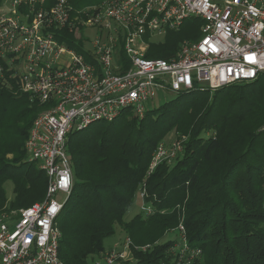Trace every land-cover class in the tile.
I'll return each instance as SVG.
<instances>
[{"label": "trees", "instance_id": "obj_1", "mask_svg": "<svg viewBox=\"0 0 264 264\" xmlns=\"http://www.w3.org/2000/svg\"><path fill=\"white\" fill-rule=\"evenodd\" d=\"M87 1H69L71 18ZM53 2L46 0V6ZM190 25L198 27L199 21ZM68 29L59 31L61 38L88 56L84 41ZM183 38L181 28L169 32L145 56L168 59ZM43 108L27 94L0 89V211L45 196L46 176L24 151ZM143 114L68 134L73 186L57 218L63 264H89L104 252L103 239L121 226L131 239L133 264H176L168 251L175 239L163 237L180 222L188 244L200 250L189 264H264V73L213 91L176 92ZM169 132L184 136L181 155L147 175L152 153ZM9 179L12 198L6 206L3 186ZM142 187L156 212L124 220Z\"/></svg>", "mask_w": 264, "mask_h": 264}, {"label": "built area", "instance_id": "obj_2", "mask_svg": "<svg viewBox=\"0 0 264 264\" xmlns=\"http://www.w3.org/2000/svg\"><path fill=\"white\" fill-rule=\"evenodd\" d=\"M69 1L46 6V0H0V89L44 106L24 151L47 179L43 200L0 211V264H63L57 218L73 186L71 131L111 122L126 109L141 118L158 93L213 91L264 73V0H102L72 18ZM188 18L199 21L197 40L180 42L168 59L145 56L153 36L178 29ZM80 26L95 29L90 48L83 45L88 60L59 32L68 27L75 40H85ZM183 139L159 142L147 175L181 155ZM138 194L140 213H155L143 187ZM175 230L179 242L168 249L172 261L189 264L200 250L188 244L181 222ZM130 244L125 237L89 264L133 262Z\"/></svg>", "mask_w": 264, "mask_h": 264}, {"label": "rangeland", "instance_id": "obj_3", "mask_svg": "<svg viewBox=\"0 0 264 264\" xmlns=\"http://www.w3.org/2000/svg\"><path fill=\"white\" fill-rule=\"evenodd\" d=\"M101 1L102 0H89L82 6H83V8H94V7H97L101 3ZM2 7L4 8V10H7V8L9 6H8V4H4ZM194 20H196V19H193V18L185 19L183 21V23L181 24V26L178 28V29L181 28L182 32L185 35V38L180 40L178 43L183 42L184 40H190L191 41V40H197L199 38L200 32L198 30V27L190 25V22L194 21ZM176 30H169L168 29L167 33L173 32V31H176ZM94 32H95V29L93 27L80 26L79 33L85 39L83 41H84V45H85L86 48H90V41L92 40V38L95 35ZM166 34L153 36V38H151L149 40V43L150 44H156V43L162 42ZM171 98H173V94L172 93H165V94H159L158 93L154 99L150 100L147 103V109L156 108L160 104H162L165 101V99L167 100V99H171ZM131 114H132L131 111L129 109H126V110H124V112L120 116H122V115L126 116V115H131ZM119 117H117V118H119ZM97 123H108V122L100 121V122H97ZM179 136L181 137V135L174 134V132H169L167 134V136H165L161 141L170 142V141H172L173 139H175V138H177ZM182 137H184V136H182ZM173 162L174 161H172L171 163H173ZM171 163H169V164H171ZM3 188L5 189L6 198H7V200L5 201L6 202L5 205L8 206V203H9V201L12 198V181L10 179L7 180L4 183ZM139 191H140V189H138L136 191V194H135V197H134V203L127 210V212L125 213L124 220H128L129 221L133 215H135L137 213H140L141 210H139V207H140V204H141V200L139 199V196H138L139 195L138 194ZM12 210H18V209H12ZM177 236H178L177 232H176V230L174 228L173 230L169 231L167 234L164 235L163 240H165V239H175L176 242H179ZM125 237L129 238L126 235V232L124 231V228L122 226L121 227H117L116 232L114 234H112V235L106 237L105 239H103L104 240V247H105L104 252L109 250V249H111L116 243L121 242ZM175 241H173V242H175ZM130 243H131V239H130ZM130 248H131V244H130ZM100 255L98 257H100ZM116 264H133V262H124V263L117 262Z\"/></svg>", "mask_w": 264, "mask_h": 264}]
</instances>
